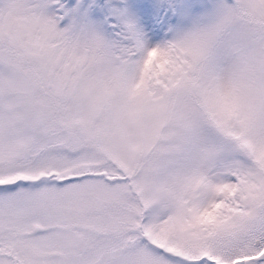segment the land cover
<instances>
[{
	"label": "snow or ice",
	"instance_id": "snow-or-ice-1",
	"mask_svg": "<svg viewBox=\"0 0 264 264\" xmlns=\"http://www.w3.org/2000/svg\"><path fill=\"white\" fill-rule=\"evenodd\" d=\"M0 264H264V0H0Z\"/></svg>",
	"mask_w": 264,
	"mask_h": 264
}]
</instances>
